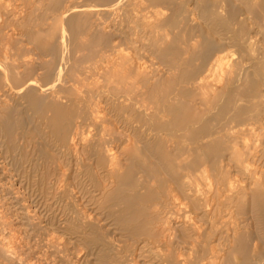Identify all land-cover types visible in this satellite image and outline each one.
<instances>
[{
    "label": "bare ground",
    "instance_id": "6f19581e",
    "mask_svg": "<svg viewBox=\"0 0 264 264\" xmlns=\"http://www.w3.org/2000/svg\"><path fill=\"white\" fill-rule=\"evenodd\" d=\"M7 1L0 0V16L11 19L13 24L15 21L20 22V19L24 20L23 16L19 19L16 11L13 12L19 7L12 11ZM28 1L27 3H29ZM34 1L31 2L34 3ZM97 1L100 4L87 3L68 6L69 8L65 9L60 16L55 12H50V19L42 20L45 17L41 19V23H43L54 18L55 23L50 21L51 24H42L44 28L48 26L47 30L38 31L37 29V32L34 31L30 36H41L39 34L48 36L51 39L48 48L49 55L44 56L45 53H36L35 56H31L34 55L31 51L30 56L36 57L37 66L32 62L28 63L29 74L25 71L28 74L25 76V73L22 72L24 78H20L14 72L17 68V60L20 65L19 62L22 58L18 59L20 54L18 57L16 56L17 60L15 61V57L11 53L6 56L5 53H0L1 56L4 55V59L3 57V60L0 59V138L7 139L9 150H11L17 147V142L22 139V135H19L20 138L18 135L15 137V133L18 134L15 130L20 132L25 129L23 126L26 119L23 120V123H16L17 120L11 119V115L14 116V113L13 109H8L9 101H14V104L18 101L11 97L13 93L14 97L18 95L21 100H26L24 104L28 103L31 109L36 112L33 117L31 114L28 115L31 116V121L34 124L33 129L37 136L34 139H40L39 146L44 157L49 156L46 150L48 143L52 140L57 143H55L56 149L61 151L58 154L62 153L63 157L60 160L65 158L67 165L71 164L72 159L69 157L72 158L74 152L78 155L75 156L77 157L75 163L78 165H75L83 166L84 171L90 177L89 180L95 181L97 177L94 173L96 171L94 165L89 164L92 160L97 169L104 170L108 181L113 178L117 179L116 187L109 198L117 201V205H121L123 202L125 209L109 212V217L116 216V222L121 227L120 231L126 232L127 237L132 240L131 244L126 245L132 254L143 259L145 264H147V258L150 262L155 260L156 262L153 264H207L209 260L212 261H210L211 264H221L224 255L221 257V251H219L221 247L214 244L224 236L222 228L227 226L226 222L229 220H224L226 205L233 206L239 197L237 190L236 192L229 189L232 195L227 193V185L230 183L227 181V166L222 159L228 149L239 156L237 160H231V162L240 161L242 167L250 166L252 163L256 168V171L254 170L255 184L258 185V188L257 194L255 193L257 196L253 195L255 198L253 202L254 207L257 206L258 210H260L261 204L259 198L263 195L262 192L260 193V188H264V46H259L258 42L255 44L245 37V31L240 26L244 23L237 19L240 16V9L237 10L238 7L234 2L239 1L243 6L245 5L246 8L242 9L245 16L246 14L262 13V18L258 17L261 19L258 27L259 33L263 37L264 3L260 0H220V3L211 4L209 0H193L196 5L192 9L190 7L192 0H144L146 4L148 3L145 10L152 9L153 11L154 9V11L145 12L146 15L142 16L143 21L139 22L141 17L139 18L137 13V15L133 13L138 10L137 7L142 6L141 0L139 4L135 2L136 0ZM258 8L260 10L256 11ZM32 15L33 13L28 18ZM0 23V39L6 40L7 45H14L13 33L15 30L12 27L10 30L2 18ZM207 23L212 25L210 28L208 26L210 33L205 34L203 30L200 32L203 24ZM18 24L20 25V23ZM6 29H9L11 33ZM213 32H219L220 36L217 37L222 36L221 42H227L230 47L237 48L238 52L230 53L226 49L222 50L223 46L220 45V41L216 39ZM246 36L248 37V35ZM88 39H94L95 44L94 42L87 43ZM252 39L255 40V38ZM85 40L87 41L85 42ZM98 40H101L99 46L96 45ZM18 42L22 44V40ZM32 44L34 43L32 42ZM32 44L30 43V45ZM15 45L17 46V43ZM131 47H133L132 51ZM9 48L11 51L12 48ZM4 49H1L2 52L6 51V47ZM27 51L24 50V52ZM196 51L199 53V63L190 69L183 68L189 63L192 53ZM141 52L152 57L151 63L148 57L149 62L142 61ZM162 54L164 56L161 57ZM27 55H29L28 52ZM236 56H238L236 58L239 60L238 62L235 61ZM250 62L251 65L248 64ZM19 67L18 69H20ZM22 67L24 68V66ZM216 72H219V78L216 77L217 80L208 81ZM160 86H163L164 94H155L154 97L151 96V100L153 97L156 101L155 105H170L172 107L168 119H164V117L162 119L158 106H153L155 110L149 108L152 104H146L147 94L143 92V89L156 91ZM240 102H246L247 105L238 104ZM62 105H67L65 107L67 113L63 118L56 120L55 116ZM192 105L205 107L202 116L205 121L200 119V125L209 123L211 118L219 116L223 121L221 132L212 128L202 133L195 132L196 124L191 117ZM214 108L218 111L214 110L215 112H213ZM1 109L7 110L8 113L2 114ZM150 110L154 111L149 112ZM21 112L23 113V110L19 114ZM50 113H52V117L49 116ZM164 113L166 112L163 111V115ZM21 116L19 115V117ZM155 117L161 118L155 121ZM180 118L181 120H179ZM175 122L178 125L173 127ZM239 127L241 128L239 129ZM46 129H49L50 132L46 133ZM90 129H95L97 133L91 134ZM26 130L28 129L26 128ZM128 132L131 134L128 135ZM220 133H222L221 140L217 137L213 138ZM87 134H91L89 141L85 136ZM238 134L251 135L252 137L253 143L249 142L250 146L246 144L247 141L243 142V151H240L236 141ZM194 148L200 152L204 149L209 150L207 155L204 154L206 157L203 163H200L199 160L186 163L178 176L172 174L170 183L165 188L153 189L144 186L139 180H135L139 173L137 171L142 166V153H151L153 156L159 157L160 164L165 166L168 161L170 162L175 151L190 154ZM244 151L249 152L251 160L247 159ZM124 160L130 161V165L122 169ZM195 166L200 167L196 169ZM67 167L70 168V166ZM197 172L198 175L195 174ZM242 173H245L244 170ZM97 175L99 178L102 177L100 174ZM199 177L208 181L212 187L216 183L218 188L213 187L211 189H215V191L207 189L208 192H205V188L197 183ZM229 177L232 181L231 176ZM135 182L137 184L131 186V183ZM98 185L101 184L98 183ZM107 186L109 187V185ZM219 186L223 188L221 189ZM251 191L253 192V190ZM228 194L230 197L227 198ZM223 199L228 203L226 204ZM139 202L141 203L140 208L133 210V205ZM233 208L230 207L228 210L230 214L228 211L227 214L235 221L232 223V232L229 237L232 238V244L230 243L234 251L232 256L237 257L240 248H243L241 243L239 245L237 242L241 222L237 223L235 219L237 210L234 211ZM128 210L130 211L127 212ZM256 210L258 218V213L260 214L261 211L257 212L258 210ZM142 217L144 218L142 219ZM204 221L208 224L207 228L202 224ZM228 222L231 223L230 220ZM92 228L90 227V229ZM243 230L246 229L243 228ZM240 231L242 232V229ZM179 232L183 234V237L191 238L199 243L201 251L196 260L187 258V254H182V250L178 253L176 249L177 253L159 254L158 250L163 247L174 246L172 242ZM97 236V241L104 249L115 247L112 242L106 239L105 234H97ZM142 236L147 239L142 240L140 238ZM262 236L264 237V235ZM256 244L257 242L254 245ZM155 245L158 247L155 249L156 252L153 250ZM194 245L196 244L194 243ZM113 249L115 250L116 247ZM117 256L119 257V255ZM101 258L105 260V263L113 264L110 255L107 254ZM119 258L121 259L122 256ZM120 259H118L119 262H121ZM244 260L243 264L260 263V260L257 259L254 262ZM132 264H135V261ZM232 264L240 263L235 259Z\"/></svg>",
    "mask_w": 264,
    "mask_h": 264
},
{
    "label": "rangeland",
    "instance_id": "374dc122",
    "mask_svg": "<svg viewBox=\"0 0 264 264\" xmlns=\"http://www.w3.org/2000/svg\"><path fill=\"white\" fill-rule=\"evenodd\" d=\"M12 1L14 4L12 3ZM12 1L8 0L7 4L10 5L12 11H13V9H17L19 7L17 10H14L13 12L16 11V14L19 17V19L21 16H23L22 18H24V20L20 19V22L15 21L14 22L15 24H13V21L11 19L7 18L6 16L5 17L0 16V22H1V18H2L3 20H5L4 24L6 26H9L10 30H11L10 27H12L13 30H15L17 32L16 33L14 31V33H13L14 34L13 35L14 36V45H12V46L7 45L6 40L0 39V48L2 45H3V48H1V49H4L6 47V51L2 52V50L0 49V51H1L0 53H2V54L5 53L4 54L5 56L10 55V53H11V55H13V57H15L14 58L15 61L17 60V57L20 54V56L18 57L19 60L22 57L21 61L19 62L20 65L17 63L18 62V60H17L16 61L17 68L14 71L15 74H17L20 78H24L23 73H25V71L29 74L30 68L27 67L28 63L32 62L37 66L36 57L34 58L31 56H35L36 53L37 54L45 53V54H43L44 56L49 55L48 48H49V43L51 42V39L48 36L42 35V34H39L41 36H38V37H31L30 36L31 33H33L34 31L37 32L36 31L37 29H38V31H46L48 26H46L44 28V26L42 24H44V23L51 24V22L55 23V21L53 20L54 18H51V20H47L46 22L41 23L42 20L51 17V13H53V12H55L57 15L59 14V16H60L65 11V9H68L71 6L83 5V4H87V3L100 4L97 0H85V1L84 0H35V1L31 0L32 2L34 1V3H32L30 0L29 1L28 0H15V1L12 0ZM27 1L29 3H27ZM79 1H80V3H78ZM139 1L140 0H138V2H137V0H136L135 2L139 4V3H141ZM141 1L143 2L142 6L137 7V9H138L137 11L139 12V10H140L139 13L140 14L142 13V14L140 15L137 11L135 13H133L134 15L138 14L139 18L141 17L139 19L140 20L139 22L143 21V19H142L143 15H146V13L149 12V10L152 11V9H149V10L146 9L145 10V8H146L145 6H147L148 3L146 4L145 3L146 1H144V0H141ZM209 1L211 2V4H215L218 2L220 3V0H209ZM260 1H262V3H264V0H260ZM237 2L236 3L234 2L235 6L238 7L237 10L240 9L239 10L240 16L237 17V19L244 23V24H241L240 26L243 27V29L245 31L244 34L248 35V37L246 35H245V37L250 39V41L252 40L251 42H253L255 44L259 43V46H264V37L261 33H259V27H258L259 26L258 23H260V21H261L260 18H262V15H261L262 13H260V12L256 13L257 16H256V14H254V15L246 14V16H245V12H243V10H242V9L246 8L245 5L243 6L241 2H239V1H237ZM25 3L28 5H26ZM29 4H30V6H29ZM43 4H44V6H43ZM101 4H103V3H101ZM190 4H191L190 7H192V9H193V7L195 8L196 4L193 2V0L191 1ZM192 4H194V5H192ZM28 6H29V8L32 6V9L31 8L27 9ZM24 7H26V8L24 9ZM40 8H42V9H40ZM259 10H260L259 8L256 9V11H259ZM153 11H154V9H153ZM225 12H223V14H225ZM32 13H33V15H32L33 18L32 17L28 18ZM43 17H45V18H43ZM136 17H138V16H136ZM258 17H260V18L258 19ZM4 18H6V19H4ZM248 18H250V19H248ZM21 22L23 25L21 24ZM18 23H20L21 26ZM250 23H252V24H250ZM209 24L208 23L203 24L202 28L200 29V32H202V30H203L205 34H209L210 33L209 28L212 27V25L211 24L209 25ZM205 26H206V28H205ZM208 26H209V28H208ZM9 29H6V31L11 33V31ZM212 29L216 30L214 28H212ZM257 30H258V32H257ZM15 33H16V36H15ZM211 33H212V31H211ZM218 33L219 32H213L214 36L216 35V39L220 41V45L223 46L222 50L226 49L227 52H230V53L238 52L237 48L230 47L229 45H227V42H224V41L221 42L222 36L220 38L217 37V36H220V34H218ZM20 36H22V37H20ZM252 38H255V40H253ZM17 40L18 41L22 40V44H20ZM1 41L3 42V44ZM31 41L34 44H32ZM86 41L87 40H85V42ZM100 41L101 40H98L96 45L99 46ZM88 42L93 43L94 39L93 40L88 39L87 43ZM15 43H17V46L15 45ZM18 43H19V45H18ZM26 43L28 45H25ZM30 43L33 46L30 45ZM94 44H95V42H94ZM4 45H5V47H4ZM13 46H15L17 50L15 49V47L13 48ZM9 47L12 48L11 51H9L10 50ZM229 47H230V49H228ZM26 48H27V50L28 49L29 50L27 51ZM33 48H34V50H33ZM36 48H37V50H36ZM38 48H39V50H38ZM132 49H133V47L130 48L131 51H132ZM24 50L27 51L29 55H27V52H24ZM35 50L38 51L39 53L36 52ZM31 51L34 55L30 56ZM20 52H22V53H20ZM14 54H15V56H14ZM198 54L199 53L197 51L192 53V55L189 58V63L184 65L183 68H189L190 69V68H193L194 66H196L199 63V61H198L199 55ZM3 56L0 55L1 60L4 59ZM141 56L143 57V58L141 57L143 59L142 60L143 62H149L147 59V57H148L150 59V63H151L152 57L149 56L147 53L141 52ZM162 56H164V55L162 54L161 57ZM2 57H3V59H2ZM139 57H140V55H139ZM237 57L238 56L235 57L236 62L239 61L238 59H236ZM27 58H28V60H27ZM239 58H241V55H239ZM48 59H49V57H48ZM146 59H147V61H145ZM22 61H24V62H22ZM21 63H23V64H21ZM248 64L251 65L252 63L250 62ZM35 65H34V68H36ZM22 66H24V68ZM18 67L20 69H18ZM27 68H29V69H27ZM27 73H25V76L28 75ZM12 74H14V73L12 72ZM216 77L219 78V72L213 73L212 77L210 79H208V81H213L215 79L217 80L218 78H216ZM162 87L161 86L158 87V89L156 91H154L153 89H149V90L143 89V92H145L147 94L146 95V98H147L146 104H149V103L152 104L150 106L148 105L149 108L154 109V107L158 106L161 110L162 119H163V117H164V119H168V117H169L168 115L171 114L172 107H170V105L169 106L168 105H165V106L164 105H155L156 101L153 98L155 96V94L156 95L157 94L158 95L164 94V88H162ZM14 95L15 94L12 93L11 97L13 98V100H15V98H16L15 101H17V99H18V101L16 102L17 105L14 104V101L13 102L9 101L8 106L10 108L6 105H2V106L8 107V109H13V113H14L15 118H13L14 116L11 115V119L13 121L17 120L16 123L17 122L23 123V120H25V119L26 120L24 121V126H23V129L25 128L24 129L25 131L20 130V132H19V130H15V132L18 133V134L15 133V135H16L15 137H17V135H18V137H19V135H22V139H20L17 142V144L20 146V148L17 145V147L9 150V147H8V144L6 141L7 139L6 138H0V241H1L0 242V251H1L0 252V264H108L107 262L105 263L104 262L105 260H103L101 258L102 256L107 255V254L110 255V257H112L113 264H126V262H127V264H132V263H134V261H135V264H145L143 259H141V258L139 259L136 256V254H132L131 250L127 249L126 245L131 244L132 240H130V238L127 237L126 232L120 231L121 227L117 224L118 222H116V216H112V217L110 216L109 217V212H112L114 210L116 212H118V211L125 209L123 202L121 205H117V201L109 198L110 194L114 191V189L116 187L115 185L117 183V179L113 178V180L109 179V181H108L107 180L108 178L105 176L104 170H102V168H99V167H98L99 169H97V166L94 163H92V162H94L92 160V161H90V163L89 162L88 163L94 165V169L96 171L94 169L93 170L95 171L94 173L98 178L96 177L97 181L95 178H94L95 181L89 180L90 177L86 174L87 172L84 171L83 166L82 165L81 166L79 165L80 167L76 166L78 164L75 163V161H76L75 159H77V157H75V156H78V155L75 154V152H74L72 155V158H71V156L69 157V159H72L70 161L71 164L67 165V161L65 158H62L60 160V158L63 157L61 155L62 153L58 154L61 151L59 149H56L57 143L55 142L56 143L55 144L54 141H52V140H51V142L48 143L49 145H48L47 150H46V152L48 153L49 156L44 157L42 155L43 151L39 146V143L41 142V141H39L40 139L39 140L34 139L37 136H36V133L33 129L34 124L31 121V119H32L31 116L32 117L35 116L36 112L33 111V109H31V107L29 106L28 103H27L28 106H27V104H24L26 102V100H21L20 96L18 97V95H17L14 97ZM151 96H153L152 100H151ZM238 104L247 105L246 102H240ZM66 106L62 105V108H60L57 111V114L55 116L56 120L61 119L66 115V113H67V109L65 110ZM17 107H19V108H17ZM27 107H29V108H27ZM30 109H31V111H30ZM196 109H197V111H196ZM204 109H205V107H201V105H192L191 117L196 124V125L194 124L195 125L194 131L202 133L204 131H209L212 128V129L218 130L217 132H219V131L221 132V127L223 126V124H222L223 121L221 120V118L219 116H215V117L211 118V120H209V123H205L203 125H200V119H203L205 121V119L202 117L203 113H204L203 111H205ZM15 110H16V113H15ZM22 110H23V113L21 112L19 114V112ZM27 110H29V111L26 112ZM214 110H215V108L213 109V112L216 111V110L215 111ZM153 111L150 110L149 112H153ZM163 111L166 112V113H164V115H163ZM1 112H2V114H5V115L8 113L7 110H3V109H1ZM28 114H31V116H29ZM50 114L51 115H49V116L52 117V113H50ZM19 115H22L21 116L22 118L19 117ZM160 118L155 117L154 120L155 121L157 119L160 120ZM179 120H181V118ZM179 120L178 121L176 120V121L179 122ZM25 124H27V125L25 126ZM177 125H178V123L175 122V123H173L172 126L176 127ZM26 128L28 130H26ZM240 128L241 127H239V129ZM90 130H91V134L95 135V133H97V131H95V129L94 130L90 129ZM22 132H23V134H21ZM45 132L48 133V132H50V130L46 129ZM25 133H26V135H24ZM30 134H32V135H30ZM127 134L130 135L131 132L130 133L128 132ZM90 135L89 134L85 135V136H87L88 141L91 138ZM216 137H217V139L221 140L222 133L216 134L213 138H216ZM237 139H236V141L239 144V147L241 149L240 151H243L242 147H243V144L245 143V141H247L246 144L249 146L253 143L251 135H243L242 134V135H239ZM207 141H209V140H207ZM25 146H27V147H25ZM228 146H229V144H228ZM23 147H25V148L23 149ZM35 147H36V149H35ZM54 147H55V149H54ZM204 151H205V153H204ZM206 151H207V153H206ZM246 152L247 151H244V154L246 155L247 159L251 160V156H250L249 152L248 153H246ZM208 153H209V150L204 149L203 151L200 152V151L196 150V148H194V151L191 152L190 154H183L179 151H175L172 154L173 155V157H171L172 159L170 160V162L168 161V164L165 166H162L160 164V158L159 157L153 156V154H151V153H148V154L142 153V166L137 171L140 174L138 173V176L136 175L137 177L135 180H137V181L139 180V182H142L141 184H143L144 186L150 187L153 189L165 188L166 185H168L170 183V180H171L170 177L172 176V174H174L175 176H178L179 173L183 170V167L185 166V164L190 163V161H192V160H193V162L195 160H199L200 163H203V161L205 160V157ZM204 154H206V155L204 156ZM225 154L226 155L223 156L222 160L225 161V164L227 166V168H226L227 169V172H226L227 173V181H228V183H230V184L227 183L228 184L227 185V187H228L227 193L229 192V194L232 195V193H230V192L232 190L233 191L237 190L239 193V197L233 206L232 205L229 206V204H227L228 201H225V199H223L225 201V203L227 204L226 208H225L226 212L224 213V215H225L224 220L226 221L227 219H229L231 223H229L228 222L229 220H227V222H226L227 226L222 228V232H223L222 235H224L225 237L222 236L221 240H219L217 238L218 244L215 243L214 245H218L219 247H221V248H219V251H221L220 252L221 257L224 255L223 256L224 258L222 257L221 264H232L235 259L240 264L244 263L243 262L244 259L246 260V262H250V261L254 262L257 259V260H260V263H261L262 261H264V259H263L264 258V256H263L264 255V247H263L264 246V237L262 236V235H264V233H263L264 232V226H263L264 221H262V220H264L263 219L264 218V211H263L264 210L263 209V207H264V188H262V187L260 188V190H261L260 193L262 192L263 195H261L259 198V201L261 204L259 207L260 210H258V207L256 206V208L258 210L257 211L256 208L254 207L255 204L253 202L255 199L254 197L257 196L256 194H257V188H258V185L255 184V180H256V175H255L256 168H255V166L253 167V164L250 163V166L245 165L242 167V166H240V161L231 162V160H235V159L237 160L239 158V156H237V154H234L233 152H231V150H229V149H228V152H226ZM59 155H60V157H59ZM152 156H153V158H152ZM63 162H65L64 165H62ZM59 164H60V166H59ZM129 165H130V161L124 160L123 165H122L123 166L122 169H124L125 167H127ZM67 166H70V168ZM39 167H41V168H39ZM74 167H76V168H74ZM77 167L80 169H78ZM195 167H196V169H198L200 166H195ZM247 167H249V169H246ZM81 168H82V170H81ZM243 170L245 172L244 174L242 173ZM249 170H251L253 172L250 173ZM75 171L76 172L78 171L80 174L78 172L76 173ZM94 173H93V175H94ZM101 173H102V175H101ZM82 174L86 175L87 177L83 176ZM97 174H100V176H102V177L99 178V175H97ZM195 174L198 175L199 173L197 172ZM248 174H249V177L251 176L250 178L248 177ZM95 175H94V177H95ZM229 176H231L232 181H230ZM234 176L236 179L233 178ZM103 178H104L105 182H104ZM199 178H197L198 182H197V180H196V182L198 183V185L200 183L201 186L205 188V190H204L205 192L206 191L208 192V190H211V191L214 190L215 191V189L218 188L216 186V183H214L213 187L215 189H211L213 187L210 184H208L209 183L208 181L201 179V178L199 179ZM98 180H99V182H98ZM202 180L207 185L204 184ZM111 181H113V182L110 183ZM53 183H54V185H53ZM98 183L101 185L97 186ZM136 184H137V182L131 183V186H133V185L135 186ZM107 185H109V187ZM249 185H250V187H249ZM105 186H107V187H105ZM239 186L242 190L239 188ZM85 187H87V188L85 189ZM219 188H221V187L219 186ZM236 188H238V189H236ZM229 189L231 191H229ZM201 190H203V188ZM251 190H253V192ZM229 194L226 195L227 198L230 197ZM253 195H254V197H253ZM244 199H245V201H244ZM248 202H249V205H248ZM140 204H141L140 202L135 203L133 205V210H138L140 208ZM248 206H249V208H248ZM230 207H232V208L234 207L233 208L234 211L237 210L236 211L237 214H236L235 219H236L237 223L240 224V222H241V225H239L240 228L238 229V232L240 234H238L237 242L239 243V245L241 243V245H242L241 247H243V248L242 249L240 248V251H239L237 257H235L234 255L232 256V254L234 252L232 249L233 246L231 245L232 244L231 243L232 238L230 239V237H229L231 232H232L231 231L232 230V223L235 222L231 218V216L229 215L230 211H228V210ZM252 207H253V209H252ZM249 209H250V211H249ZM255 210L257 212L261 211L260 214L258 213V215L260 216V217L258 216L259 220L257 218V213L255 212ZM129 211L130 210H128L127 212H129ZM227 211L229 212V214H227L228 213ZM253 213H256V214H253ZM262 213H263V216H261ZM143 218L144 217H142V219ZM255 219H257L258 222ZM202 224L205 228L208 227V224H206L205 221ZM89 226L93 227V228L90 229ZM243 228H245L246 230H243ZM241 229H242V232L240 231ZM256 229L262 230V231L258 232ZM97 231H99L100 233L99 232L97 233ZM226 231H228V232H226ZM93 232H95V233H93ZM91 233H93V234H91ZM96 233L98 235L99 234H105L106 239L109 240L110 242H112L115 245L116 249L115 250L113 249L114 250L113 251L112 248H115V247L114 246L112 247L111 245L110 246L112 248L110 247V248H106V249H104L103 246H100L99 242L97 241L98 236ZM180 237H183V234L181 232H179L178 236L173 240L172 243H174L173 244L174 246L171 245V246L163 247L161 250H158L159 254L162 253V255H168V254H170V252H172V254H173V252L177 253V251H178V253H180L182 250L181 253L187 254L186 255L187 258H192L193 260H196V257H198L200 255V251H201V247L198 245L199 243H196L191 238L183 237V238H187V239H183V238L181 239ZM140 238L142 240L147 239L144 236H142ZM252 240L256 241L257 244L254 245L256 242H253ZM193 242L196 245H194ZM261 242H262V244H261ZM225 244H227L226 245L227 247L225 246ZM239 245H238V247H239ZM261 245H262V247H261ZM153 247H154L153 250L158 248L157 245H155ZM168 247H169V250H168ZM170 248H173V249L170 250ZM178 248H179V250H178ZM184 248H186V249H184ZM190 248H192V249L195 248V249L192 250ZM222 248H224V249H222ZM164 249H166V250H164ZM256 249H257V252H256ZM156 251L157 250H155V252ZM193 253H194V255H193ZM117 255H119V257L122 256V258L120 259ZM253 255H256V256L253 257ZM118 259H120L121 262H119ZM129 260H130V262H129ZM210 261L211 260L207 261L208 262L207 264H211L212 261L211 262ZM146 262H147V264H153V262H156V261L154 260L153 262H150L149 258H147ZM261 264H264V262Z\"/></svg>",
    "mask_w": 264,
    "mask_h": 264
}]
</instances>
